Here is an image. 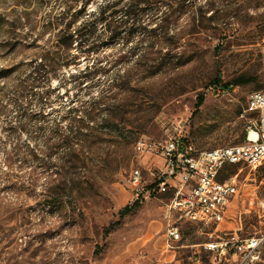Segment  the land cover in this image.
Segmentation results:
<instances>
[{
  "label": "rangeland",
  "instance_id": "374dc122",
  "mask_svg": "<svg viewBox=\"0 0 264 264\" xmlns=\"http://www.w3.org/2000/svg\"><path fill=\"white\" fill-rule=\"evenodd\" d=\"M106 1L96 0L89 12ZM232 3V8L216 9L228 12L223 21L233 35L222 46L220 58L213 56L216 42L206 32L188 35L189 18L184 15L171 33H185L186 41L173 50L152 49L137 40L112 42L99 26L106 39L103 47L67 67L41 63V54L54 48L64 27L59 22L65 12L62 0H0V264H229L215 260L204 245L264 235V161L256 169L228 165L220 174V181L234 179L238 196L215 236L205 234L213 231L211 226L192 229L185 223L182 240L173 248L167 246L163 231L139 254L147 216L163 214L173 193L143 194L135 212L119 215L137 201L130 183L137 167L134 145L143 138L164 139L167 120L179 122L187 144L201 152L241 144L250 123L258 119V113L244 110L249 97L264 84V0ZM234 15L238 19H231ZM77 50L75 44L72 54ZM173 52L193 58L187 63L186 57L155 55ZM147 53L154 56L141 60ZM121 56L125 58L119 60ZM99 61L106 71L79 86L72 77ZM38 75L40 83L35 84ZM218 76L223 89H233L229 96L211 92ZM241 77L251 82L232 84ZM123 78L125 93L109 89ZM101 95L116 102L112 115L122 119L120 128L115 135L100 130L106 113L102 109L96 121L85 122L82 131L93 136L84 145L88 167L81 172L93 187L81 192L78 206L53 205L48 196L60 180V163L57 154H47L48 140L55 131L70 134L71 119L83 117L89 100ZM124 127L128 134L122 139L119 129ZM144 175L143 187L151 192L155 185ZM181 245L185 247L176 249ZM134 253L135 258L123 262ZM256 264H264V249Z\"/></svg>",
  "mask_w": 264,
  "mask_h": 264
},
{
  "label": "trees",
  "instance_id": "16d2710c",
  "mask_svg": "<svg viewBox=\"0 0 264 264\" xmlns=\"http://www.w3.org/2000/svg\"><path fill=\"white\" fill-rule=\"evenodd\" d=\"M198 1L200 0H109L98 7L96 11L89 12V6L96 0H62L65 12L59 22L63 23L64 27L56 35L57 43L54 48L48 53L41 54V63L51 61L54 66L64 63L69 67L77 64L81 55L86 56V58L94 56L103 47L106 40L103 34L98 32L99 26H104L106 33H108L107 40L112 42L121 40L124 44H128L137 40L139 44L152 49L153 47H166L168 50H173L183 41H186L185 33H171V27L175 26L184 15L189 18L190 33L188 35L194 36L197 30L206 32L209 40L216 42L213 56L220 58L222 46L231 42L233 35L228 32L226 22L223 21L229 15L228 12L216 11V9L220 5H223L222 7L225 9L232 8V2L237 0H201L200 3ZM210 13L211 15L208 16ZM234 18L238 19L236 15L231 19ZM77 24L79 25L76 26ZM248 38L250 39L251 36ZM75 44L78 48L77 51H79L77 55L72 54ZM151 54H145L141 60H148L151 58ZM155 55L159 56L160 59L171 58L175 60L186 57L187 63L191 62L193 58V55L180 52L168 53L167 55L155 53ZM124 58L121 56L119 60ZM105 71L106 68L101 65V61L96 64L94 62L92 66L88 65L86 70L79 71L72 78L78 80L79 86H82L86 81H92L97 75L103 74ZM219 82L220 76L212 83L219 85ZM250 82V78L241 77L232 84L245 86ZM34 83H40L39 75ZM124 84V78L119 79L110 85L109 89L125 93L128 87L125 88ZM41 98L43 97L40 96L39 99ZM109 101V98L102 95L91 98L88 105L83 108L84 116L71 119L70 134L65 135L55 131L51 135V140H48L47 154H57L60 163L58 173L60 180L54 188L55 191L48 196L53 205L78 206L81 192L86 188L93 187V183L87 180L85 176L83 177L81 172L88 167L87 161L84 159L86 152L84 145L88 142V138L93 135L85 134L82 130L85 122L96 121V114L102 109L106 113L102 118L100 130L109 135H115L117 129L120 128L119 123L122 119L118 121L113 118L112 110L116 106V102L109 103ZM203 101V98L199 100V107ZM102 106L104 107L101 108ZM19 127L24 128V123L20 122ZM119 130L122 131L119 133L121 138H126L127 127ZM139 207L140 200L131 206H126L120 211V218L132 214ZM99 253L100 251H96V255Z\"/></svg>",
  "mask_w": 264,
  "mask_h": 264
},
{
  "label": "built area",
  "instance_id": "2783aa9c",
  "mask_svg": "<svg viewBox=\"0 0 264 264\" xmlns=\"http://www.w3.org/2000/svg\"><path fill=\"white\" fill-rule=\"evenodd\" d=\"M261 59L264 73V46ZM210 90L224 97L233 89L213 85ZM244 113H258V119L250 123L241 144L196 152L191 144H187L184 127L179 122L167 120L164 139L143 138L134 145L137 167L131 172L130 183L136 200L143 194L173 193L166 204L167 215L176 217L165 231L169 241L181 240L183 223L223 224L238 196V185L232 178L220 181V174L228 165L256 169L263 163L264 84L260 91L249 97ZM156 160L162 161V165H157ZM144 174L155 185L151 192L143 187ZM176 195H183V202H176ZM204 248L213 254L215 260H228L229 264H256L262 261L264 235L242 239L231 237L205 244Z\"/></svg>",
  "mask_w": 264,
  "mask_h": 264
},
{
  "label": "crops",
  "instance_id": "0c3cea01",
  "mask_svg": "<svg viewBox=\"0 0 264 264\" xmlns=\"http://www.w3.org/2000/svg\"><path fill=\"white\" fill-rule=\"evenodd\" d=\"M155 163H157V165H162V161L160 160H156ZM176 217L174 214H172L171 216L167 215L166 213V206H165V209H164V212L163 214L161 212H158L156 213L155 215H150V216H147L146 220H147V224H148V227L146 229V231L144 232V236L143 238L145 239V243H142L140 249H137V252H139V254L142 252V248L148 246L153 237L155 236V234H158V233H162L164 231V234L163 236L165 237L166 239V243H167V246L168 247H171L173 248V246H175V244L179 243L181 240H182V235H183V231L185 230V225L186 224H189V226L194 229L195 227H206V226H211L213 231L212 232H206L205 234L206 235H209L210 237L212 236H215L217 235L216 234V231L218 230H221V227L223 226V224H221L220 226H216L214 224H202V223H183L181 225V240L180 241H169L166 236H165V231H166V228H167V225L171 222V221H175ZM185 246L184 245H181L179 247H176V249H181V248H184ZM174 253H177L176 251H174ZM142 255V254H141ZM136 256V253L134 254H130V255H127L125 257V259L123 260V262L125 263H128L129 261H131L133 258H135Z\"/></svg>",
  "mask_w": 264,
  "mask_h": 264
},
{
  "label": "bare ground",
  "instance_id": "6f19581e",
  "mask_svg": "<svg viewBox=\"0 0 264 264\" xmlns=\"http://www.w3.org/2000/svg\"><path fill=\"white\" fill-rule=\"evenodd\" d=\"M176 202H183V195H176Z\"/></svg>",
  "mask_w": 264,
  "mask_h": 264
}]
</instances>
